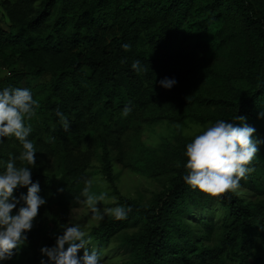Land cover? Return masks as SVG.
Returning a JSON list of instances; mask_svg holds the SVG:
<instances>
[{"label": "trees", "instance_id": "obj_1", "mask_svg": "<svg viewBox=\"0 0 264 264\" xmlns=\"http://www.w3.org/2000/svg\"><path fill=\"white\" fill-rule=\"evenodd\" d=\"M0 6L8 19V26L0 27V67L7 70L0 91L28 89L39 105L25 120L36 149L31 180L54 206L43 204L24 234L23 264H52L42 249L54 248L64 234L98 150L118 205L131 211L125 219L110 216L91 229L90 243L97 250L121 236L127 258L119 264H264V202L249 205L235 192L213 198L184 182L186 146L195 137L172 149L171 162L163 160L166 183L147 203L119 192L109 148L121 146L119 135L153 120L152 106L182 95L188 103L213 108L200 116L210 126L223 120L255 129L258 151L249 165L254 170L239 186L264 195V0H1ZM209 43L210 55L225 57L229 65L200 69L223 89L173 94L171 89L193 72L187 59ZM136 60L140 72L131 67ZM236 75L242 84L232 88ZM165 79L175 84L166 89ZM125 106L131 108L127 117ZM57 111L69 121L68 131ZM21 151L14 137L0 138V174L10 159L21 166L16 159ZM50 162L59 168V180L44 171ZM27 190L14 191L12 199L19 203L13 215L24 206L20 198ZM216 208L221 209L218 225Z\"/></svg>", "mask_w": 264, "mask_h": 264}, {"label": "clouds", "instance_id": "obj_2", "mask_svg": "<svg viewBox=\"0 0 264 264\" xmlns=\"http://www.w3.org/2000/svg\"><path fill=\"white\" fill-rule=\"evenodd\" d=\"M125 51L130 45L122 46ZM132 69L140 72L141 62L136 60ZM174 80L161 81V86L170 89ZM39 107L28 89L7 88L0 91V138L14 137L22 146V151L16 158L21 162L17 166L14 160L6 163V170L0 174V260L10 259L13 251L18 250L26 241L24 235L32 228V223L38 215L39 208L45 201L39 196L38 183H32L31 167L35 166L36 149L28 139L33 131L31 125H25V120H31ZM131 108L125 106L122 115L127 117ZM60 124L64 131L69 130V121L63 113L57 111ZM243 121V117H237ZM255 129L246 123L236 126L234 123L217 121L187 144L185 156L186 175L183 180L191 189L198 190L206 196L220 197L239 188V182L254 169L249 165L256 158L257 142L253 140ZM30 165L31 167L25 166ZM27 187L26 196H22L24 206L13 215L19 201H14L13 193L17 188ZM91 181H85L81 192L82 201L91 211L92 219L103 220L105 215L116 220L125 219L127 210L123 206L100 209L97 207L104 199L103 194L91 192ZM90 239L79 225L64 229V234L57 238L54 248L42 249L52 264H100V256L95 250L89 252L87 245ZM80 249L84 256L77 257ZM43 264V262H42Z\"/></svg>", "mask_w": 264, "mask_h": 264}, {"label": "rangeland", "instance_id": "obj_3", "mask_svg": "<svg viewBox=\"0 0 264 264\" xmlns=\"http://www.w3.org/2000/svg\"><path fill=\"white\" fill-rule=\"evenodd\" d=\"M7 26L8 19L0 6V27L6 28ZM217 26L213 25L212 28L215 29ZM209 44V47L202 53L195 55V58L190 57L187 59V63L193 69V72L186 75L185 81L177 84V89H171L173 94H178L180 91L188 95L201 94L204 92H216L222 88V85L218 84L221 81H215L217 78H212L210 73L200 69L203 66H207L218 70L215 66H210L213 63L223 67L229 65L225 57L210 55L213 51V46L211 43ZM224 70L226 68H223ZM6 71L4 67H0V77L4 76ZM236 78V84L232 88L237 85L240 87L242 84V80L238 81L237 75ZM228 81L229 79H226V82ZM228 84L229 82L225 83V89H228ZM178 96L152 106L149 114L155 116L154 119L132 127L119 135L118 142L121 146L113 143L109 145L116 186L122 195L147 203L152 194L160 191L166 183L169 172H160L164 165L163 160L171 162V152L175 146L182 141L192 140L210 126V121L200 116L213 108L193 102L188 103L183 100L184 96ZM255 134L259 136L258 133ZM259 141L262 142V139L260 138ZM49 164L52 166L45 168L44 171L55 180H59V168L52 162ZM25 166L28 165L25 164ZM28 167L31 166L29 165ZM32 169L33 167H31ZM86 180L91 181L90 190L92 193L105 196V199L97 205L98 208L102 210L119 206L114 189H112L101 171L99 150L91 159L90 167L87 169ZM84 187L85 183L79 191L76 205L70 210L67 227L79 225L81 230L85 232L86 239L91 241L89 237L91 229L110 216L105 215L104 219L99 221L92 219L90 209L82 202L84 197L81 196V192ZM39 188V196L45 201L44 204H48L54 209L49 194L46 190ZM234 192L249 205H259L264 202V195H259L248 188L239 186ZM214 211L215 221L218 225L221 223V209L216 208ZM190 225L193 228L196 227L192 221ZM127 231L130 232L131 230L128 229ZM215 238L216 233L210 244L215 243ZM121 240V236H116L101 250H97L91 243L87 245V248L89 252L95 250L98 253L100 264H119L127 258V254L124 253L120 245ZM27 249L26 244L22 245L16 250V258L8 260V264H23L24 254ZM84 251V249H80L77 253V257L81 260L84 256ZM253 252H255V249H253Z\"/></svg>", "mask_w": 264, "mask_h": 264}]
</instances>
